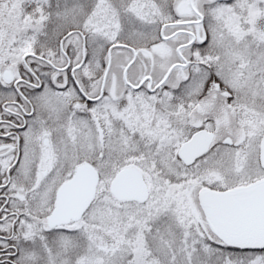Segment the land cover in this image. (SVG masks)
I'll return each instance as SVG.
<instances>
[{
    "label": "snow or ice",
    "instance_id": "snow-or-ice-1",
    "mask_svg": "<svg viewBox=\"0 0 264 264\" xmlns=\"http://www.w3.org/2000/svg\"><path fill=\"white\" fill-rule=\"evenodd\" d=\"M0 264H264V0H0Z\"/></svg>",
    "mask_w": 264,
    "mask_h": 264
}]
</instances>
